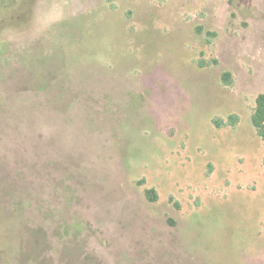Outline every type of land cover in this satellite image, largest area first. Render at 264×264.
Here are the masks:
<instances>
[{
	"label": "rangeland",
	"instance_id": "rangeland-1",
	"mask_svg": "<svg viewBox=\"0 0 264 264\" xmlns=\"http://www.w3.org/2000/svg\"><path fill=\"white\" fill-rule=\"evenodd\" d=\"M261 92L264 0H0V264H264Z\"/></svg>",
	"mask_w": 264,
	"mask_h": 264
},
{
	"label": "trees",
	"instance_id": "trees-1",
	"mask_svg": "<svg viewBox=\"0 0 264 264\" xmlns=\"http://www.w3.org/2000/svg\"><path fill=\"white\" fill-rule=\"evenodd\" d=\"M231 119H233V116H231ZM250 120L256 134L264 140V92L257 94ZM146 194L151 198V190H147Z\"/></svg>",
	"mask_w": 264,
	"mask_h": 264
}]
</instances>
